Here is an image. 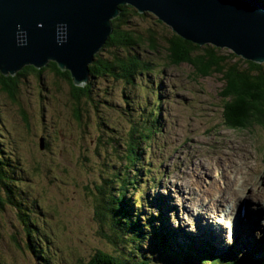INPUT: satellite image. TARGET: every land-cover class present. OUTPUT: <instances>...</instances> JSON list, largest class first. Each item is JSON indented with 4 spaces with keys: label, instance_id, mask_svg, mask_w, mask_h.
<instances>
[{
    "label": "rangeland",
    "instance_id": "obj_1",
    "mask_svg": "<svg viewBox=\"0 0 264 264\" xmlns=\"http://www.w3.org/2000/svg\"><path fill=\"white\" fill-rule=\"evenodd\" d=\"M154 19L137 18L131 26L136 31L155 29L159 50H138L142 60L154 65L150 73L136 75L132 84L96 77L89 98L75 103L68 82L46 69L39 78L33 73L18 76L15 100L0 88L1 157L12 167L8 182L23 212L40 229L37 238L42 243V258L47 259L45 264L87 263L97 250L122 254V245L115 248L105 238L101 220L95 215L94 201L99 197L98 189L107 192L109 179L117 172L123 178L128 169L121 162L123 147L113 149L112 141L124 143L132 121L152 125L157 115L158 122L151 129V140L139 146L140 150L147 149L141 152L137 171L134 174L133 168L128 169L135 185L128 187L126 199L137 204L142 201L145 213L152 210L154 216L162 206L165 227L173 229L175 239L184 246H192L193 255L206 256V263L219 257V252L213 238L207 246L204 240L208 239L199 236L202 215L189 198H196L201 192L203 199L215 195L223 189L226 178H236L243 168L240 158L234 156L237 152H243L251 163L249 176L264 185V129L225 127L220 75L195 77L186 63L169 66L168 45L163 37L167 32ZM201 159H206L204 165L213 163L210 170L197 166ZM175 175L189 178L191 192L186 185L174 181ZM114 187L117 188L116 184ZM237 203L242 208L255 205H247L248 198L244 196ZM259 206L264 210V198ZM236 211L230 218L239 222V232L231 231L223 238L225 250L231 248L240 256L242 246L253 243V256L257 253L262 261L264 254L258 246L264 235L251 240L240 235L242 223ZM215 217L220 215L215 213L204 222L214 225ZM230 218L225 216L221 224L227 230L233 221ZM20 220L14 206L6 204L0 210V264H44L26 248ZM260 224L264 229L262 220ZM194 234L197 239L192 238ZM205 247L208 252H201Z\"/></svg>",
    "mask_w": 264,
    "mask_h": 264
},
{
    "label": "trees",
    "instance_id": "obj_2",
    "mask_svg": "<svg viewBox=\"0 0 264 264\" xmlns=\"http://www.w3.org/2000/svg\"><path fill=\"white\" fill-rule=\"evenodd\" d=\"M259 1L264 3V0ZM119 9V15L111 21V34L89 65V80L85 86H74L68 72L60 71L55 63L49 62L39 70L25 66L14 76L0 75V88L7 93L9 98L15 100L18 76L33 73L39 78L41 73L48 69L68 82L72 100L80 103L81 98H89L92 93V80L98 79L96 77H109L113 81L121 80L132 84L136 75L150 73L154 64L142 60L141 52L138 50L144 47V50L148 52H159L156 41L157 31L153 28L136 31L131 26L137 18L142 20L144 17L153 18V16L148 13L138 14L130 6H119ZM154 21L161 30L167 32L163 37L168 45L166 60L169 66L186 63L195 77L220 75L223 84L219 95L223 101L221 112L225 127L233 130H246L257 126L264 129L263 65L241 60L230 52L209 45L202 47L194 45L176 36L156 18ZM80 119L79 114L78 121L81 122ZM155 120L157 121V115ZM130 124L131 127L124 143L118 144V140L112 141V148L123 147L124 155L121 162L128 169L133 168L135 174L136 164L142 161L143 149L140 150L139 146L142 142L149 140L153 126L149 129L145 126V122L141 121H132ZM1 154L0 149V210L6 204L16 208L26 234V248L34 254L35 258L45 264L47 259L42 258V243L40 238H37L40 229L28 214L23 212L22 204L15 197V190L8 182L11 179L10 175L13 174L12 167L3 160ZM128 169L123 178L119 177L121 174L117 172L109 179L110 185L107 192L98 189L99 197L94 201L96 202L95 215L101 220L100 226L105 238L113 247L122 245L125 250H121V255L97 250L87 263L81 261L77 264H197L195 262L250 264L247 251L240 256L232 250L226 251L219 254V257L211 259L210 263H206V256L193 255L192 247H187V249L183 247L174 239L175 236L168 227H165L164 216L160 212L162 206L158 207V214L154 216L152 210H148V214L145 213L142 201L137 204L135 201L131 203L126 199L128 187L135 185V179L128 174ZM115 184L117 188L114 187ZM111 191L114 194H111ZM134 203L137 207H134ZM45 238L44 236L42 239Z\"/></svg>",
    "mask_w": 264,
    "mask_h": 264
},
{
    "label": "water",
    "instance_id": "obj_3",
    "mask_svg": "<svg viewBox=\"0 0 264 264\" xmlns=\"http://www.w3.org/2000/svg\"><path fill=\"white\" fill-rule=\"evenodd\" d=\"M119 6L150 14L194 45L264 66L259 0H0V74L14 76L25 66L41 69L53 62L74 86H84Z\"/></svg>",
    "mask_w": 264,
    "mask_h": 264
},
{
    "label": "bare ground",
    "instance_id": "obj_4",
    "mask_svg": "<svg viewBox=\"0 0 264 264\" xmlns=\"http://www.w3.org/2000/svg\"><path fill=\"white\" fill-rule=\"evenodd\" d=\"M37 70H39V69H37ZM4 77H7V76H4ZM234 156L240 158V160H241L240 163L243 166V168H241V171L239 170L240 172L236 173V175H237L236 178H233V179L226 178L225 181L222 182L223 189L222 190L220 189L219 192L217 191L218 193L215 192L216 193V194L214 193L215 195H207L203 199V197H201L202 192L200 193V195H196L197 194V192H196V194H194V195H196L197 197L193 198L190 195L191 197L189 199L193 203L195 202L194 204L196 205L197 213H200L202 215V216H200L201 223H205L204 219H207V217L211 218V216H213L215 213H218V215H220V218H222V219L225 216H226V219H229L230 217H232L235 210L237 209L236 213L240 214V216L238 218H239L240 223H242L240 226V235L248 238L247 240H251L256 236L264 235V229L261 227V224H260L261 220L263 221V224H264V210L261 209V206H259L261 200L264 198V185L262 182H260V184L258 182H254L255 180H253L251 178V176H249V171H250L252 165L249 162L248 158H246L244 156L243 152H237V154ZM205 160L206 159H204V160L201 159V161L199 163L197 162L196 164H197V166L200 165L202 168H204V170H210L209 167H211L213 163L212 162L206 163V165H204V163L206 162ZM217 163H218V161H217ZM220 163H221V161H219V164ZM253 169L254 168H252V170ZM190 170H193V168H190ZM254 174H255V172H254ZM174 178H175V180H174L175 182H178V184L180 183V185H186V190H188V192H191L190 190L192 187L190 188V183L188 181V179H189L188 177L186 178L183 175H175ZM205 191H207V190H205ZM241 196L248 198L247 205H249V203H252L255 205H252L250 207H248V206L246 207L244 205V208H242V206L238 205L239 203H237L238 198ZM259 200H260V202H259ZM219 205H220V208H222V209H218ZM261 217H262V219L259 220V218H261ZM207 220H209V219H207ZM231 220H234V219L232 218ZM222 223H223V220H219V219H217V217H215L214 225H212L211 227H208L205 231L198 233L200 237L204 236V235H211L213 237L215 236L216 239L214 240V246L216 247V250L218 252H222L223 250H225V248L223 246V238L229 236L231 231L239 232L238 229L231 224L232 223L231 221L229 222L231 225H230L228 230H227V228H225L226 226L221 225ZM237 223H239V222H237ZM225 232H226V234H225ZM192 236H193L192 238L197 239L195 234ZM236 236H237V234L234 236L233 240H235ZM224 243H225V241H224ZM222 248H224V249L221 250ZM242 248H243V251L239 252L240 255H242L246 251V249L244 247H242ZM242 248H240V249H242ZM258 248L262 252V254H264V241L261 244H259ZM229 249H231V248H229ZM261 259H262V261L257 260L256 263L259 264L261 262L262 264H264V257L262 256Z\"/></svg>",
    "mask_w": 264,
    "mask_h": 264
},
{
    "label": "clouds",
    "instance_id": "obj_5",
    "mask_svg": "<svg viewBox=\"0 0 264 264\" xmlns=\"http://www.w3.org/2000/svg\"><path fill=\"white\" fill-rule=\"evenodd\" d=\"M88 80H89V78H88ZM87 82H88V81H87ZM87 82H86V83H87ZM85 85H86V84H85ZM85 85H84V86H85ZM157 122H158V121H154V122L152 123V125H146V124H145V126H146L147 128L150 129L151 126H155V125L157 124ZM143 123H144V122H143ZM232 130H233V129H232ZM149 140H151V136H150ZM146 149H147L146 147L143 148V151H146ZM201 224H204V223H201ZM167 227H168V226H167ZM229 227H230V226H229ZM168 229L174 234V230H173V229H171L170 227H168ZM214 237H215V236H214ZM260 238H262V236H259V237H258V239H260ZM174 239H175V238H174ZM175 240L178 241V239H175ZM178 242H180V241H178ZM180 243H181V242H180ZM205 243H206L207 246L209 245V243H208L207 241H206ZM238 246L241 247V245H238ZM242 247L247 248L246 251L248 252V254H249V256H250V258H249V261H250V262H249V263H250V264H257L256 261L259 260L260 257L258 256L257 253H256V255H255V258H254V256H253L252 249L254 248V244H253V243H248V244H246V245H244V246H242ZM203 251H207V250H206V247L203 248V249H201V252H203ZM226 251H231V249L228 248V249H226V250H224V251H222V252H219V254H221V253H223V252H226ZM232 251H235V250L232 249ZM207 252H208V251H207ZM234 253H235V252H234ZM217 254H218V253H217ZM219 254H218V255H219ZM235 254H236V253H235ZM194 255H195V254H194ZM251 255L253 256V258H251Z\"/></svg>",
    "mask_w": 264,
    "mask_h": 264
}]
</instances>
